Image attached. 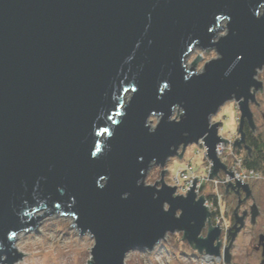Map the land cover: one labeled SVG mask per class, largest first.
<instances>
[{
  "label": "water",
  "instance_id": "water-1",
  "mask_svg": "<svg viewBox=\"0 0 264 264\" xmlns=\"http://www.w3.org/2000/svg\"><path fill=\"white\" fill-rule=\"evenodd\" d=\"M198 47L219 57L196 72L202 56L191 68L186 59ZM263 67L264 0H0V264L22 260L18 235L53 214L91 233L89 264H126L130 251H152L173 232L220 259L221 229L197 177L187 194L166 170L160 187L144 180L202 138L209 178L225 170L217 146L228 140L213 117L233 99L241 137L231 145L250 151L245 125L256 129ZM235 179L223 180L226 193L250 192ZM259 213L254 204L252 222ZM244 225L238 216L229 227L227 264ZM259 243L264 264V233Z\"/></svg>",
  "mask_w": 264,
  "mask_h": 264
},
{
  "label": "rangeland",
  "instance_id": "rangeland-1",
  "mask_svg": "<svg viewBox=\"0 0 264 264\" xmlns=\"http://www.w3.org/2000/svg\"><path fill=\"white\" fill-rule=\"evenodd\" d=\"M224 27L218 34L224 35L228 32L227 20L221 23ZM199 59L194 71L203 70L204 65L212 58L219 57L216 49H202L200 47L193 49L186 59L187 68H191L192 62L198 55ZM257 78L264 82V67L259 70ZM263 91V92H262ZM262 91L257 93V102L252 103L251 108L254 113L256 128L264 132V86ZM183 113L181 107H177L173 117L179 119ZM239 108L236 101L230 100L222 105V108L214 115L213 121L221 123L223 136L230 137L231 134L238 132L239 121H237ZM153 126L157 125L160 119L159 115H151ZM220 126V127H221ZM181 158L179 156L171 157L165 167L153 165L149 169V173L145 178V183L161 185L162 170H166L164 179L168 184H172V177L177 172L178 168L187 161L194 164L195 170L203 174L207 172L204 169L205 159L198 143H191L186 147ZM182 150V149H181ZM156 181L159 182L156 184ZM261 184L260 210L262 213L259 217L257 225H249L239 235L235 248L232 250L231 264H263L262 244L259 243V236L264 233V177L256 182ZM178 194H182L177 192ZM185 194V193H183ZM231 199V198H230ZM228 198V200L230 201ZM232 203L230 201V212ZM42 210L38 214L41 215ZM229 216V215H228ZM75 218L69 215L53 214L42 220L38 230L22 232L18 235L16 246L19 252L24 253L22 260L15 264H89L87 260L92 259V247L95 245V239L91 233L80 235L81 230L73 224ZM168 239L164 242L163 248H158L152 251L132 250L126 257V264H201L193 259L196 249H194L186 240H182L183 236L180 232L168 234ZM228 246V244H226ZM208 264V263H207ZM211 264H227L225 260L215 261Z\"/></svg>",
  "mask_w": 264,
  "mask_h": 264
},
{
  "label": "built area",
  "instance_id": "built-area-1",
  "mask_svg": "<svg viewBox=\"0 0 264 264\" xmlns=\"http://www.w3.org/2000/svg\"><path fill=\"white\" fill-rule=\"evenodd\" d=\"M238 105V103H237ZM240 120V116H238L237 121ZM222 126L219 129V135L222 136V138L227 139L228 141L225 142V140L218 144L217 154L219 158H221V161L223 164H226L227 170H232L234 173V176L230 177L229 173H227L225 170H220L217 175H214L213 178H209L210 172H211V166H213V161L211 158L208 157V148L206 147L205 141L202 138L198 145L201 148L200 152L203 153L205 164L204 169L207 170V172H204L203 174L198 173L197 170H195L194 164L190 161H187L181 165V167L178 168L175 175L172 177V183L176 185L177 192L185 193L187 194V190L189 187L193 184V180L195 177H197V184H196V192H198V196L204 195L205 196V204L208 206V210L211 213L210 215V224L212 227H216V225L219 224L221 229V258L217 259L216 255H211L207 253V256L205 252L199 253L196 249L195 256H193V259L197 260L201 264H211L215 261H222L224 260V249L227 246L228 240L230 238L229 227H231V223H229L228 215H229V208H230V201L229 193L231 191H228L226 193L227 185L225 184V181H231L232 184H236L238 179H242L245 184L249 183H256L258 180L264 177V174L259 169H255L252 167H249L246 164V157L245 152L246 149H240L238 146L235 145V148L231 143L235 142L236 138H240L241 135L239 132H235L234 134H231L230 137L223 136L221 134ZM226 143V144H225ZM234 150V152H233ZM221 180H220V179ZM224 178V179H223ZM225 180V181H223ZM204 184V188L202 191H199V188ZM209 218L206 221V226L202 232V235L206 236V233L209 230V224H208ZM181 233V232H180ZM168 235L165 239L162 240L160 244L155 246V249H160L165 246V241L168 239ZM154 249V250H155Z\"/></svg>",
  "mask_w": 264,
  "mask_h": 264
},
{
  "label": "flooded vegetation",
  "instance_id": "flooded-vegetation-1",
  "mask_svg": "<svg viewBox=\"0 0 264 264\" xmlns=\"http://www.w3.org/2000/svg\"><path fill=\"white\" fill-rule=\"evenodd\" d=\"M259 104V103H258ZM264 115V114H263ZM248 124L245 125V128ZM246 130V129H245ZM255 132H259V130L256 128ZM261 184L257 183H251L250 184V192H247L245 190L239 189V191H231L229 193V199L232 203V209L229 212L228 220L229 223H231V227L236 224V219L238 216H244V227L238 232V237L241 234L242 231H244L249 225H257L259 222V217L262 211L259 209L260 213L257 216L255 222H252V207L254 204H257L258 208H260V198L262 196V189ZM233 243L232 250L235 248V243L237 242V239ZM230 241V238L228 242ZM228 244V243H227ZM231 250V251H232Z\"/></svg>",
  "mask_w": 264,
  "mask_h": 264
},
{
  "label": "trees",
  "instance_id": "trees-1",
  "mask_svg": "<svg viewBox=\"0 0 264 264\" xmlns=\"http://www.w3.org/2000/svg\"><path fill=\"white\" fill-rule=\"evenodd\" d=\"M246 129V143L251 150L246 149L245 157L246 164L249 167L259 169L264 174V132L255 130L251 125H247Z\"/></svg>",
  "mask_w": 264,
  "mask_h": 264
},
{
  "label": "bare ground",
  "instance_id": "bare-ground-1",
  "mask_svg": "<svg viewBox=\"0 0 264 264\" xmlns=\"http://www.w3.org/2000/svg\"><path fill=\"white\" fill-rule=\"evenodd\" d=\"M222 25V24H221ZM217 38H218V36H217ZM181 117V116H180ZM156 126V125H155Z\"/></svg>",
  "mask_w": 264,
  "mask_h": 264
}]
</instances>
